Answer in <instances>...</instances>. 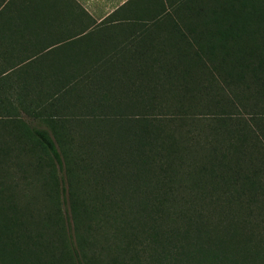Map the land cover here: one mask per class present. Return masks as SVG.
<instances>
[{
  "label": "trees",
  "instance_id": "obj_1",
  "mask_svg": "<svg viewBox=\"0 0 264 264\" xmlns=\"http://www.w3.org/2000/svg\"><path fill=\"white\" fill-rule=\"evenodd\" d=\"M60 41L0 66V149L30 143L46 203L0 182V257L96 264L144 236L178 264H264V0H127Z\"/></svg>",
  "mask_w": 264,
  "mask_h": 264
},
{
  "label": "crops",
  "instance_id": "obj_2",
  "mask_svg": "<svg viewBox=\"0 0 264 264\" xmlns=\"http://www.w3.org/2000/svg\"><path fill=\"white\" fill-rule=\"evenodd\" d=\"M100 4L101 0H0V66H32L55 43L82 35L116 9L101 17Z\"/></svg>",
  "mask_w": 264,
  "mask_h": 264
},
{
  "label": "rangeland",
  "instance_id": "obj_3",
  "mask_svg": "<svg viewBox=\"0 0 264 264\" xmlns=\"http://www.w3.org/2000/svg\"><path fill=\"white\" fill-rule=\"evenodd\" d=\"M120 2L121 0H115V2L110 0L109 3H105L101 0L98 13H100L102 17L107 12L118 7ZM122 14L123 12H117L114 16L119 19ZM138 110L140 112L143 108H139ZM28 121L32 122L33 120L31 121L29 119ZM34 125L38 126L39 123L35 122ZM4 142L5 144H3L0 149V182H2L4 186L5 184L11 186L13 189H9V191L6 192L13 194L16 202L21 208L24 207V209L27 210L26 212L28 215L32 213V215L35 216L37 210L40 209L39 206L46 204L45 202H40V197L41 195H45V192H41L42 186L37 181L38 174L35 172L36 155L29 151L30 143H28L27 140L4 138ZM6 144L7 146H5ZM26 219L30 220V218ZM49 233L50 232L47 231L44 234L45 239L50 237ZM145 238L144 236L139 238L140 245L135 249L127 248L124 252L116 251L112 254L108 252L107 258L103 257V252L101 254L102 257L95 255V251L97 250V253L99 247L102 246L98 243L96 247L92 245L91 248H87L86 255H88V260L96 264H98V262L102 264H178L179 258L174 253H167L158 247H148L149 243L147 241L145 242ZM113 242L118 243L117 240ZM108 244H112L111 240ZM114 256L118 257L116 261L111 258ZM90 257L92 259H89ZM0 264L10 263L4 261L0 257Z\"/></svg>",
  "mask_w": 264,
  "mask_h": 264
}]
</instances>
